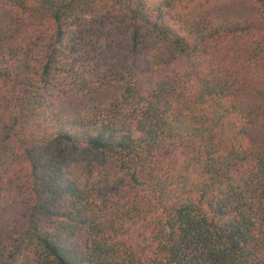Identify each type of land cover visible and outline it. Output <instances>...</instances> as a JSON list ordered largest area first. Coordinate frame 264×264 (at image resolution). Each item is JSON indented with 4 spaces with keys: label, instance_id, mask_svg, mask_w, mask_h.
I'll use <instances>...</instances> for the list:
<instances>
[{
    "label": "trees",
    "instance_id": "obj_1",
    "mask_svg": "<svg viewBox=\"0 0 264 264\" xmlns=\"http://www.w3.org/2000/svg\"><path fill=\"white\" fill-rule=\"evenodd\" d=\"M0 264H264V0H0Z\"/></svg>",
    "mask_w": 264,
    "mask_h": 264
}]
</instances>
